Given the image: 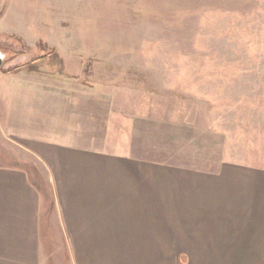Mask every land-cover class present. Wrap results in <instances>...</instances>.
Here are the masks:
<instances>
[{"label":"rangeland","instance_id":"374dc122","mask_svg":"<svg viewBox=\"0 0 264 264\" xmlns=\"http://www.w3.org/2000/svg\"><path fill=\"white\" fill-rule=\"evenodd\" d=\"M7 69L103 90L113 154L192 174L264 167V0H0V88ZM8 135L0 122V165L36 162Z\"/></svg>","mask_w":264,"mask_h":264},{"label":"crops","instance_id":"0c3cea01","mask_svg":"<svg viewBox=\"0 0 264 264\" xmlns=\"http://www.w3.org/2000/svg\"><path fill=\"white\" fill-rule=\"evenodd\" d=\"M6 74L1 126L36 162L0 165V264H44V248L69 264H264V167L192 174L113 154L103 90Z\"/></svg>","mask_w":264,"mask_h":264},{"label":"trees","instance_id":"16d2710c","mask_svg":"<svg viewBox=\"0 0 264 264\" xmlns=\"http://www.w3.org/2000/svg\"><path fill=\"white\" fill-rule=\"evenodd\" d=\"M46 56H47V55H46ZM46 56L36 58V59L32 60L30 63H33V62L38 61V60H40V59H44ZM14 69H16V68H14ZM10 71H11V70H6L5 72H10Z\"/></svg>","mask_w":264,"mask_h":264}]
</instances>
